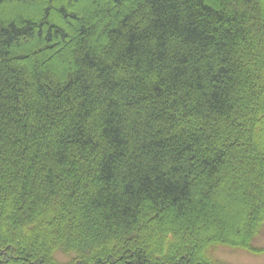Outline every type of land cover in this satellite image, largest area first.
<instances>
[{
	"label": "trees",
	"instance_id": "obj_1",
	"mask_svg": "<svg viewBox=\"0 0 264 264\" xmlns=\"http://www.w3.org/2000/svg\"><path fill=\"white\" fill-rule=\"evenodd\" d=\"M264 0H0V264L264 255Z\"/></svg>",
	"mask_w": 264,
	"mask_h": 264
},
{
	"label": "rangeland",
	"instance_id": "obj_2",
	"mask_svg": "<svg viewBox=\"0 0 264 264\" xmlns=\"http://www.w3.org/2000/svg\"><path fill=\"white\" fill-rule=\"evenodd\" d=\"M256 247H264V232L255 241ZM221 260H224L230 264H264V255L254 256L246 251H235L228 248H219L215 254Z\"/></svg>",
	"mask_w": 264,
	"mask_h": 264
}]
</instances>
